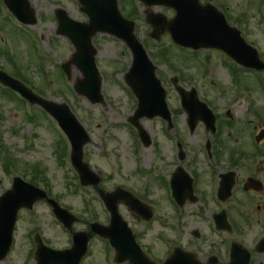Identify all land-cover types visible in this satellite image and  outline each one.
<instances>
[{
    "label": "rangeland",
    "instance_id": "1",
    "mask_svg": "<svg viewBox=\"0 0 264 264\" xmlns=\"http://www.w3.org/2000/svg\"><path fill=\"white\" fill-rule=\"evenodd\" d=\"M117 1L120 11L123 9L120 3L123 2L126 5L124 13L133 14L131 0ZM29 2L36 14L34 16L36 24L30 32L37 39L36 51L42 59L34 58L36 55L33 53L32 44H28L19 34L11 35L8 29L4 30L0 24V70L13 77L10 62L15 61L19 72L32 85L35 94L49 102L63 103L69 107L90 137V143L83 148V160L88 163L92 172H102L101 190L112 192L118 186L125 191H136L140 196L131 193L142 202L144 198L152 201L153 205L150 207L153 209L154 217L150 226L145 227L132 219L123 206L118 208V213L133 232L147 239L156 237L161 229L159 219L168 220L173 214L168 211L167 205L162 206L158 202L161 201L163 204L167 202L166 193H163L161 198L162 193L158 190L154 189L150 195L146 191L149 189V180L153 182L152 187L157 184L156 173L165 175L175 164L172 160V143L169 136L176 131L166 133L163 129L165 124L160 119H142L140 123L151 143L143 149L136 144L127 122L136 107V100L123 81L131 55L124 44L113 37L99 33L91 40L96 50L95 63L102 78L100 89L102 103L89 104L85 98L71 92L68 86L72 89L71 86L83 77L73 66L70 67L69 83H66L60 74L62 73L60 65L71 59L74 49L68 40L55 35L57 23L54 12L58 8L63 9L77 22H86V17L80 12L76 0H29ZM200 2L210 3L221 11L228 24L240 31L245 42L258 50L264 62V0H200ZM134 8L136 13L131 15L133 16L131 21L135 23V36L143 44L156 67V76L166 92L168 109L172 112L173 120L177 119L184 151L189 156L193 153L194 158H199L203 138L199 128L193 136L187 134L185 116L181 112L175 117V112L180 110V103L178 94L170 83L173 76L178 77V85L185 91L194 88L201 94L202 98L212 105L210 109L214 114L220 116L219 120L226 121L223 115L227 111L231 112L233 118L231 123L241 126L244 130V133H240L239 130L235 132L242 135L243 144L230 141L226 151L228 152L230 147L243 149V146L246 148L243 150L248 152V148L254 145L257 133L264 131V72L244 70L236 66L230 69L227 65L231 66V61L222 53L213 50H202L192 54L191 51L177 48L171 43L166 32L156 43L148 38L151 27L145 22L144 11L148 14H161L167 19L173 17V12L163 7L146 9L137 3ZM0 10L2 12L0 16H8L3 9ZM163 48L168 51L167 61H163L157 55ZM24 105L25 103L18 99L13 100L0 92V194L9 190L13 176L21 177L17 174L8 176L4 172L5 161L9 160L14 162L21 175L26 177L25 181L29 178L34 181V175L40 173L34 185L46 190L47 183L50 196L80 217V222L73 226V230L82 232L85 224L91 222V213L86 211V206H93L97 217L105 220L99 213L98 196L93 188H80L71 167L67 163L63 167L58 164L55 154L58 148L60 149L57 138L61 136L54 123L49 122L50 131L43 111L36 106L30 110ZM26 116H31L33 121L27 120ZM249 122L250 124H247ZM28 142L32 144L31 148H27ZM137 161H141L142 166H145V173L149 175L136 176ZM195 168L198 172L201 171L198 166ZM41 174L45 178L44 181ZM144 185L147 186L145 192ZM149 191L152 192V188ZM17 224L13 232L11 249L0 264H35L29 240L31 232H38L44 243L47 242L58 249L68 244L67 234L42 203L35 204L32 211H20ZM259 226L261 227L262 223ZM259 226L256 224L254 230L245 227L242 234L232 236L244 238V242L251 245L259 235L256 234L260 230ZM99 248L94 241L86 264L95 258L100 261L98 264H102Z\"/></svg>",
    "mask_w": 264,
    "mask_h": 264
},
{
    "label": "flooded vegetation",
    "instance_id": "2",
    "mask_svg": "<svg viewBox=\"0 0 264 264\" xmlns=\"http://www.w3.org/2000/svg\"><path fill=\"white\" fill-rule=\"evenodd\" d=\"M230 119L232 120V117ZM229 120H219L216 132L212 135L206 132L203 126H199L204 136V143L199 149L200 157L194 158L193 153L189 156L184 151L185 158L182 161L179 157L173 159L175 164L165 175L157 176L156 185L152 187L153 182H150V188L153 190L168 193L169 184L176 169L182 168L187 174V177H179L175 181L180 191L178 201L176 199L167 201L169 203L165 205L159 203L162 206L167 205L166 208L173 217L169 221L159 219L161 229L157 236L147 239L133 232L136 235L139 252L143 253L151 264H163L164 256H169L173 252H176L175 264H226L231 247L236 244L249 252V264H264V253L256 252L257 243L264 236V147L261 152L253 149L245 152L244 148H232V152L229 150L227 152L225 148L227 143L232 140V142L243 141L242 135L237 134L238 137L232 139L233 132L239 130L240 133H244L242 127H238ZM175 123L173 129L179 128L176 119ZM207 141H210L209 152L205 147ZM195 166H198L201 171L198 172ZM226 173L232 174L230 177L221 179V175ZM229 184L231 195L227 196L226 190ZM149 190L146 193L150 195L153 190L152 192ZM131 192L140 196L134 190ZM145 200L146 198L144 202ZM151 205H153L152 201L149 206ZM151 211L154 213L152 208ZM221 212L225 213L226 222L230 225L229 232L215 229V217ZM132 218L140 224H148L133 215ZM217 222H221L220 217L217 218ZM256 224L260 228L256 232L259 235L251 245H247L244 238L232 236V234H242L245 227L254 230ZM84 228L82 232L87 235L89 241L87 253L79 264H86L94 241L100 247L98 250L102 256V264H116L115 249L110 248L99 237L92 236L89 224H86ZM127 251L130 255L131 247H128ZM98 263L100 261L95 258L88 264ZM123 264H133V261L127 256Z\"/></svg>",
    "mask_w": 264,
    "mask_h": 264
},
{
    "label": "water",
    "instance_id": "3",
    "mask_svg": "<svg viewBox=\"0 0 264 264\" xmlns=\"http://www.w3.org/2000/svg\"><path fill=\"white\" fill-rule=\"evenodd\" d=\"M144 1V0H141ZM190 1L187 5L190 6L191 11L184 5L183 16H189V22L192 23L190 28L192 30H197L198 35L195 36L200 38L202 41L214 43L213 46L222 49L229 56H231L235 61L239 64H242L246 67L255 68L257 70H263L264 65L260 63L257 54L254 50L246 47L243 42L239 39V34L235 32L234 29H230L224 26V33L219 32L220 27L216 20V16H220L216 14V12L211 8H201L198 6L196 0H188ZM95 2L96 0H85L84 5L86 3V9L84 12L90 18V24L88 26H83L77 23H74L67 19L65 13L63 11H57L56 16L60 25L67 24L70 29L68 33L77 32L80 34V30L85 27L88 32L85 36L84 43L73 42L76 47V53L73 55V62L78 64L83 72L88 73L89 76H92L91 83L92 87L90 91H87L88 97L92 102H99L101 100L99 96V88H100V80L97 76L95 68L93 64L90 68H82L79 64L80 62H84L81 58L83 56L87 58H91V50H88L87 47L89 44L88 40L91 35L96 33V31H107L109 29V25H101L103 20V9H98ZM183 2V1H182ZM6 5L12 11L15 16H34L33 10H31L29 3L27 0H20V3H15L11 0H5ZM110 8V13L114 12L115 16H117V11L115 8V3L113 0H106L103 6ZM94 7V9H92ZM114 7V9H113ZM112 8V11H111ZM113 14V13H112ZM113 14V15H114ZM209 16V17H207ZM170 24V23H169ZM169 24L163 25L161 28H155L154 35L158 37L162 32V28H168ZM189 25V23H188ZM173 28L177 27L176 22L172 25ZM124 36H126V40L128 41L129 46L132 48L134 52V61L132 65V69L130 73L126 76L127 83L130 84L133 91L137 94L139 98V112L137 111L136 116L132 119V121L137 122V115L140 113V109H142V103L150 102L152 103V109H156L159 107L158 105L162 104L161 98L163 96V92L158 87L156 80L153 79V68L148 65V61L139 51V45L135 42L130 32H127ZM175 36H178V32L175 31ZM125 39L123 36H121ZM179 37L187 39L191 38L189 31L182 33ZM216 40V41H214ZM88 41V42H87ZM138 45V46H137ZM87 46V47H86ZM68 69V65L66 66ZM0 81L3 83H10L11 86L15 87V83L7 79L4 75H0ZM80 84V83H79ZM77 91L81 90V85L76 86ZM181 92V91H180ZM183 96L187 95L186 93L181 92ZM26 97L31 101V103H37L43 107L44 110L48 111L60 122V124L64 127L67 133L71 137V141L73 143L74 151H73V161L76 169H78L84 176H87V172L84 167L80 163L81 156V146L87 141L85 134L81 127L74 121L73 117L69 114V112L65 109V107L56 106L51 103H47L41 101L35 96L26 95ZM183 107L189 109L191 105H188V99L182 97ZM193 105V104H192ZM193 107V106H192ZM195 109V106H194ZM151 114L150 116H152ZM199 115H191V119H197ZM44 196L41 192L36 189L28 186L26 184H22L19 180L14 181V185L11 191L6 192L4 195L0 197V261L4 259L7 254L9 247L11 245V234L13 229V224L16 218V212L21 207H31L32 204L38 200L43 199ZM110 195L104 197L108 203L113 205L114 201H111ZM59 212V211H58ZM115 222L111 229H116L119 225V221H117V217L114 211Z\"/></svg>",
    "mask_w": 264,
    "mask_h": 264
}]
</instances>
